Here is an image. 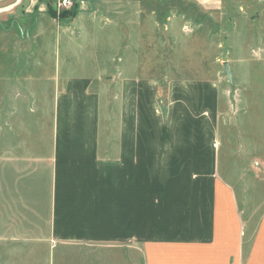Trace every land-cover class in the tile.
Here are the masks:
<instances>
[{
    "label": "rangeland",
    "instance_id": "obj_1",
    "mask_svg": "<svg viewBox=\"0 0 264 264\" xmlns=\"http://www.w3.org/2000/svg\"><path fill=\"white\" fill-rule=\"evenodd\" d=\"M55 1L0 0V264L186 261L166 256L168 248L53 238L55 101L73 74L88 75L103 94L104 126L117 116L124 76L159 79L163 105L172 80L217 81L218 224L232 239L241 235L239 245L227 241L224 264H264V0H224L217 10L192 0H73L59 11ZM82 25L96 33V49L86 48Z\"/></svg>",
    "mask_w": 264,
    "mask_h": 264
},
{
    "label": "crops",
    "instance_id": "obj_2",
    "mask_svg": "<svg viewBox=\"0 0 264 264\" xmlns=\"http://www.w3.org/2000/svg\"><path fill=\"white\" fill-rule=\"evenodd\" d=\"M101 1L115 2L88 3ZM192 1L217 10L224 0ZM82 26L86 48L96 49V33ZM220 96L217 81L172 80L163 105L159 79L124 76L117 116L104 126L103 94L88 75L69 76L55 101V241L168 248L166 256L186 260L174 264L230 259L227 243L239 245L241 235L232 239L218 224Z\"/></svg>",
    "mask_w": 264,
    "mask_h": 264
},
{
    "label": "built area",
    "instance_id": "obj_3",
    "mask_svg": "<svg viewBox=\"0 0 264 264\" xmlns=\"http://www.w3.org/2000/svg\"><path fill=\"white\" fill-rule=\"evenodd\" d=\"M77 4L73 0H56L53 4V8L57 11L65 8H74Z\"/></svg>",
    "mask_w": 264,
    "mask_h": 264
},
{
    "label": "water",
    "instance_id": "obj_4",
    "mask_svg": "<svg viewBox=\"0 0 264 264\" xmlns=\"http://www.w3.org/2000/svg\"><path fill=\"white\" fill-rule=\"evenodd\" d=\"M223 67H224V71L226 76L228 77L229 82L234 85V81H233V75H232V71H231V67L228 61H225L223 63Z\"/></svg>",
    "mask_w": 264,
    "mask_h": 264
}]
</instances>
